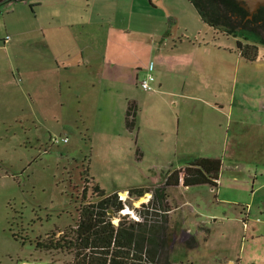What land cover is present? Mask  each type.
Instances as JSON below:
<instances>
[{"label":"rangeland","instance_id":"1","mask_svg":"<svg viewBox=\"0 0 264 264\" xmlns=\"http://www.w3.org/2000/svg\"><path fill=\"white\" fill-rule=\"evenodd\" d=\"M62 1L27 0L0 5V34L5 27L30 29L32 34L25 45L12 50L14 60L21 64L19 69L26 72L27 80L19 83L23 86V107L10 106L4 100L8 92L0 93V264L16 260L31 264L71 262L72 253L49 254L37 247V241L75 224L83 190L88 186L87 196L91 197L93 179L108 192L137 186L155 189L161 182L158 188L165 190L167 173L185 166L199 152L207 158L228 151L230 157L233 147L240 153L236 158L238 167L233 165L234 174L247 180L248 190L229 184L219 195L221 192L208 184L185 187L181 182L167 189L166 199H157L150 191L140 197L123 192L119 195L127 207L121 214L139 220L136 207L153 199L158 202L155 209L168 214L173 208L169 214V240L175 264H264V43L252 32L226 34L214 29L190 0H165L161 8H154L150 0H72L71 12L77 15L73 14L71 20L77 23L79 36L76 41L72 35H66L62 42L53 39L51 50L40 39V14L54 15L53 6H65L60 4ZM50 22L46 26L52 29L59 25L56 20ZM66 29L68 34L74 31L69 25ZM166 36L170 46L183 38L221 46V51L209 50L205 57L229 62L224 63L221 77H210L207 84H201L205 100L220 104L230 113L222 115L207 106V116L195 115L197 122L208 127L207 138L188 134L189 139L181 141L179 147L161 139L163 127L156 121L150 91L139 85L126 89L125 83L113 82L110 92L104 89L107 86L97 90L94 86L87 97H76L81 88L75 87V82L66 83L74 75H89L94 84H99V63L106 60L147 72L158 54L153 48L162 45L168 51ZM2 38L0 35V43L6 44ZM239 42L257 45L258 59L250 61L240 56ZM8 52L0 49V78ZM19 69L16 76L25 78ZM127 90L134 95H128ZM62 101L64 106L60 105ZM130 103L138 107L135 130L127 126ZM195 107L191 104L189 111ZM195 121L191 123L195 125ZM237 131L245 132L238 144L234 139ZM228 135L235 143L230 136L227 148ZM65 137L66 142L52 140ZM231 161L227 166L232 165ZM241 205H248L249 210ZM182 229L194 231L197 246L172 237L173 232L177 235Z\"/></svg>","mask_w":264,"mask_h":264},{"label":"crops","instance_id":"2","mask_svg":"<svg viewBox=\"0 0 264 264\" xmlns=\"http://www.w3.org/2000/svg\"><path fill=\"white\" fill-rule=\"evenodd\" d=\"M72 3H74L72 2V0H64L60 4L65 5V6H59V7L53 6V8L55 9L54 15L48 16L46 12H43V14L42 13L40 14L39 20L42 24L40 26V29L42 27L41 33H40L41 35L40 39H42V41L44 42L45 47H49V48L52 47L50 49L53 50L52 40L55 39L56 41H61V42L63 40L65 41L66 35H72V37L76 41L77 37L79 36V32L77 31V27H76L77 23L71 19L73 18L72 17L73 14L77 15V12L75 13L71 12ZM150 3L151 5L154 6V8H161L165 5V0H150ZM52 20H56L57 22H59V25L57 26L56 29H52L46 26V25H50L51 24L50 21ZM86 22L90 23L87 20ZM67 25L72 26V28L74 29L73 33L68 34V30L66 29ZM88 25L89 24H86L85 28H87ZM29 32H31L30 29L18 31V30H13V29L10 30L8 27H5L4 31L0 34L1 38L3 37L2 39L4 40V42H6V44L0 43V49L4 48V49L9 50L7 54V58H8L7 66L5 65L4 67H2L3 71L1 72V78H0V93L6 94L8 92L7 95L4 96V100L10 106L14 108L16 107V104H19L18 107H23V100H22L23 86L19 83L20 81H26L27 78H26V72L25 71L22 72L21 70L22 69L21 64L14 60V55L12 54V50L19 49L21 45H25L27 40H29V38L32 36V34ZM23 33H24L23 38H21V35ZM90 33L93 34L92 31ZM7 37H10V39H8ZM164 41H165V48L168 51H166L162 45H160L158 48L154 47L153 51L157 50L158 54L155 57L156 61H153L149 65L147 72H144V71L141 72L140 69L137 68V66L132 68L133 66L123 63V62H116V63L111 64L106 60L104 63H99V67H100V70L98 73L100 74L99 84H94V79L90 77L89 75L81 76V77H74V76H77V75H74L71 78H67L68 81H66V83L70 85L71 82H75L76 83L75 87L81 88L82 91L76 97H80V96L87 97L90 87L94 88L95 86L97 90V88L99 87L107 86L104 89L110 92L111 84L113 82H120V83H125L126 89H127L135 85L141 86L139 83L140 79L145 78L149 73L154 74L156 79H155V82L153 83V87L155 86L156 89L155 90L153 89L154 91L151 90L148 94L155 102L156 121H158L159 123L161 122V125L163 127L161 131L162 132L161 139H165L166 143H169L170 145L176 143L177 146L179 147L181 141H185L189 139L188 134L192 136L194 135V137L199 136L203 140L207 138V136L209 135L208 134L209 131L207 130L208 127L206 125H201V123L197 122L198 119H196L198 115L204 116L207 114L205 113L207 106L211 108L212 110L221 112L222 115H226L230 113L228 111L223 110L224 107L223 106L220 107V104L219 105L214 104L210 100H205L204 88H202V84H203L202 81H205L207 84V81L208 79H210V77L211 78L221 77L220 72L222 71L225 64L227 65V63L229 62L227 60L224 61L221 59H217L215 57L206 58L205 53H207L209 50L221 51V46L218 47V45H213L209 42L198 43L194 41H187L186 39L183 38L179 40L180 43L176 42L174 45L171 44L170 46L168 45L170 43L168 41V36L164 38ZM45 50L47 51V49ZM225 50L228 51L229 49H225ZM230 51L232 52L233 50H230ZM238 53L240 54L239 50H238ZM81 54L84 55V50L81 52ZM240 56L242 55L240 54ZM238 62H239V59H237V63ZM55 65L57 66L58 63ZM80 66L81 65L78 62L77 67H80ZM42 67L45 69H49V67L45 65H43ZM17 69H19L18 72L23 74L25 78L16 76L15 71ZM66 69L69 70L70 67L67 66ZM197 79L200 80V82H197ZM91 81H92V84H90ZM79 83L81 84L79 85ZM59 84H60V89H62L61 79H59ZM68 88L72 89L73 86H70ZM115 92L116 90H114L113 93ZM127 93L128 95H134L129 90H127ZM127 98L131 100H135L136 102H139V103L142 101L141 98L137 96H134V97L127 96ZM193 103L196 104V107L195 109H193L194 111L190 112L189 109L191 107V104ZM201 104L203 106H200ZM60 105L64 106V102L62 101ZM218 108H221L222 111L219 110ZM19 111H23V109H19ZM137 113H138V110H137ZM188 120H189V123H188ZM192 120L193 122L196 120L195 125L194 123H191ZM141 127L142 125L140 124L139 134L142 131L140 129ZM244 133H245L244 131L236 132L234 139L237 142V144L240 142V135L241 134L243 135ZM125 134L126 133L122 132L123 136H125ZM262 135H263L262 139H264V130L262 131ZM230 136H231V140H230ZM149 137L152 138V135ZM226 139H227V148L229 146L230 141H232V144L235 143V141H233L232 139V135H228ZM227 153H225L223 156L222 155L207 156V158H217V159H221L222 161V170H221L220 177H219V184L216 188H214L218 192H221L219 193V195L225 193L223 192V190L221 191V189H223V186H229V184H231L233 187L237 189H247L248 190V184L246 183L247 180L244 178L240 180V177L238 175L235 176L234 174L235 169L233 168V165L235 164V167L236 168L238 167L236 163L238 159L236 158L239 157L238 155L239 152H237L233 147L230 157H228ZM261 156H259V158ZM204 157L206 158V156H203L202 153L199 152L197 156L191 159V161L194 159L204 158ZM229 160H232L231 161L232 165L227 166V163ZM185 166H180L176 169L184 168ZM238 173H241L242 175L243 172L238 171ZM256 176L258 177V174ZM162 184L163 183L161 182L157 184L154 188H158V186H162ZM137 187L145 188V189L151 188V186H148V187L137 186ZM126 190L129 193V189H125L121 191H126ZM121 191H118V193L120 194ZM152 191L153 190H151L150 192L152 193ZM147 192L148 191L146 190L144 194H147ZM241 206L243 207V210L245 211L249 210L248 205H241ZM172 209L168 213V230L170 226L169 214L171 213ZM114 222L118 224L119 218H116ZM193 233L194 231L192 229H188V230L182 229L180 231V234L176 235L175 232H173L172 237L175 239L176 236H178L181 238V240H183V242L184 241L186 242V239L189 238L191 235H194L196 237V235ZM21 262H29V261L16 260L15 263H12V264H20ZM231 263L233 264L234 262L232 261Z\"/></svg>","mask_w":264,"mask_h":264},{"label":"trees","instance_id":"3","mask_svg":"<svg viewBox=\"0 0 264 264\" xmlns=\"http://www.w3.org/2000/svg\"><path fill=\"white\" fill-rule=\"evenodd\" d=\"M190 1L205 22L226 34H236L251 25L252 21L246 22L237 13V9L242 8L235 0ZM251 27V30H257L254 25ZM261 43H264V39ZM238 48L246 59H258L257 45L239 42ZM137 110L134 103L129 104L126 120L130 130L137 128ZM221 170V159L198 158L184 168L169 171L165 179V190L134 187L129 189V196L140 197L146 190H153V196L157 199H166L167 189L178 186L181 182L185 187L208 184L216 188ZM91 189V197L87 196L88 186L83 190L75 224L48 234L45 240H38L39 249L49 254L72 253L71 262L64 264H175L171 260L168 214L167 211L164 213L153 208L158 206L157 200L153 199L136 207L139 220H135L130 214H121L127 204L118 192L104 190L94 179ZM143 208H146L145 212H142ZM116 218H119L118 224L114 222ZM14 236L17 237V234ZM186 243L192 247L198 245L194 235L187 238Z\"/></svg>","mask_w":264,"mask_h":264},{"label":"flooded vegetation","instance_id":"4","mask_svg":"<svg viewBox=\"0 0 264 264\" xmlns=\"http://www.w3.org/2000/svg\"><path fill=\"white\" fill-rule=\"evenodd\" d=\"M238 3L239 7L242 9H237V13L244 17L245 21L254 25L257 28L256 31L251 30V25L247 29H241L239 31H248L255 33L257 35V39L261 42L264 39V4L260 5L255 11L251 10V7L246 1L235 0ZM256 19V20H254ZM238 31V32H239Z\"/></svg>","mask_w":264,"mask_h":264},{"label":"built area","instance_id":"5","mask_svg":"<svg viewBox=\"0 0 264 264\" xmlns=\"http://www.w3.org/2000/svg\"><path fill=\"white\" fill-rule=\"evenodd\" d=\"M155 80V76L153 74H149L146 78H144L142 81H140V85L144 90L151 91L154 89L153 82ZM54 142H66L68 141V138H62L58 140L57 138H53ZM20 264H30L29 262H21Z\"/></svg>","mask_w":264,"mask_h":264},{"label":"water","instance_id":"6","mask_svg":"<svg viewBox=\"0 0 264 264\" xmlns=\"http://www.w3.org/2000/svg\"><path fill=\"white\" fill-rule=\"evenodd\" d=\"M15 1H27V0H0V5L2 4H10ZM239 1H246L249 6L251 7L252 11H255L260 5L264 4V0H239ZM123 192L128 194V191H121L120 194Z\"/></svg>","mask_w":264,"mask_h":264},{"label":"bare ground","instance_id":"7","mask_svg":"<svg viewBox=\"0 0 264 264\" xmlns=\"http://www.w3.org/2000/svg\"><path fill=\"white\" fill-rule=\"evenodd\" d=\"M8 39H10V37H7ZM156 79V78H155ZM155 81V80H154ZM53 140V139H52ZM122 195H124V194H122ZM120 197H121V195H120ZM121 199H123V197H121ZM122 213H123V211H122Z\"/></svg>","mask_w":264,"mask_h":264}]
</instances>
